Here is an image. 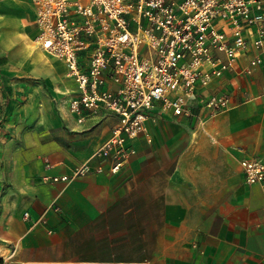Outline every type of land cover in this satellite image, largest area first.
I'll return each mask as SVG.
<instances>
[{"label":"crops","instance_id":"0c3cea01","mask_svg":"<svg viewBox=\"0 0 264 264\" xmlns=\"http://www.w3.org/2000/svg\"><path fill=\"white\" fill-rule=\"evenodd\" d=\"M33 23L30 0H0L2 264H264V188L245 184L239 165L264 161V57L203 90L226 96L225 109L153 111L136 154L112 174L90 156L116 118L77 121L59 94L64 81L76 91L64 65L25 47Z\"/></svg>","mask_w":264,"mask_h":264},{"label":"built area","instance_id":"2783aa9c","mask_svg":"<svg viewBox=\"0 0 264 264\" xmlns=\"http://www.w3.org/2000/svg\"><path fill=\"white\" fill-rule=\"evenodd\" d=\"M37 46L59 60L77 87L69 111L83 122L102 111L116 124L90 160L112 174L136 154L155 110L190 117L227 107L203 90L225 73L249 75L264 57V0H30ZM252 49L243 68L238 61ZM237 69V70H236ZM244 183L264 188V161H239ZM55 180V179H54ZM28 218V214H23ZM5 261L0 258V264ZM46 264H137L50 262Z\"/></svg>","mask_w":264,"mask_h":264},{"label":"rangeland","instance_id":"374dc122","mask_svg":"<svg viewBox=\"0 0 264 264\" xmlns=\"http://www.w3.org/2000/svg\"><path fill=\"white\" fill-rule=\"evenodd\" d=\"M32 29H33V36H31V37H29V38H26V44H25V47L26 48H28V50H30V48H32L34 51H37V50H41L38 46H37V43H36V36H37V27H36V24L35 23H33V27H32ZM14 48V46L13 45H11V44H6L5 45V47H4V51H5V53H8V51H10V50H12V49H9V48ZM36 47V48H35ZM42 51V50H41ZM43 55V54H42ZM44 56V55H43ZM44 58H46L45 56H44ZM3 60H0V66L2 65V64H7L6 62H7V56L5 55L3 58H2ZM45 60V59H44ZM50 60H52V61H55V62H60L59 60H57V59H55V58H50ZM1 68V67H0ZM63 75V72H62V74H60V76H62ZM68 78V77H67ZM60 88H59V90H60V93L59 94H61V96H64V97H69L70 98V96H72V97H74V96H76L77 95V87H75V89H76V91L75 92H72V91H70L71 89H72V85H70V83L69 82H63L60 86H59ZM63 88V89H62ZM64 88H66V90L64 91ZM69 98H68V100H65V103H63L67 108H68V110H69ZM53 106L55 107V105H57V103H56V101H53Z\"/></svg>","mask_w":264,"mask_h":264}]
</instances>
